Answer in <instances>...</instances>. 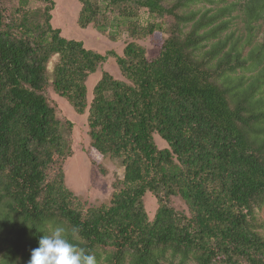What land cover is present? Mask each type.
I'll return each instance as SVG.
<instances>
[{"label": "trees", "instance_id": "1", "mask_svg": "<svg viewBox=\"0 0 264 264\" xmlns=\"http://www.w3.org/2000/svg\"><path fill=\"white\" fill-rule=\"evenodd\" d=\"M3 1L0 264H27L53 223L78 228L81 240L72 242L97 264H264V239L252 224L253 209L264 205V44L250 47L264 0H221L202 10L193 7L216 2L76 0L77 26L110 41L123 32L136 39L166 34L150 59L134 42L119 56L63 38L50 24L52 0L9 16ZM140 10L152 20L141 24ZM234 12L247 33L244 46L224 34ZM109 57L122 79L102 72L87 106L85 81ZM48 85L77 114L87 108L90 164L101 175L94 161L104 157L123 168L107 205L86 206L64 185L71 149L42 94ZM64 125L70 131L72 124ZM153 135L166 148L158 149ZM147 192L157 204L150 220ZM170 197L183 201L187 215Z\"/></svg>", "mask_w": 264, "mask_h": 264}, {"label": "rangeland", "instance_id": "2", "mask_svg": "<svg viewBox=\"0 0 264 264\" xmlns=\"http://www.w3.org/2000/svg\"><path fill=\"white\" fill-rule=\"evenodd\" d=\"M21 0H5L1 7L5 16L11 15L17 8H23L27 11L40 10L42 4L38 0H24L23 5ZM54 8L51 11L50 24L52 28L59 29L60 35L68 40L81 41L83 47L92 50L99 54H105L112 51L116 55H122L123 47L134 42L145 50L146 58H154L159 50V43L166 38V34L155 33L152 37L144 39H136L129 37L125 32L121 33L116 41H110L107 37L97 32L90 25L81 29L76 24L77 15L80 9V4L76 0H52ZM172 0H165L169 3ZM215 4L200 3L193 8L207 9L215 6H220L218 3L221 0H214ZM231 3L234 0H224ZM139 21L144 24L148 20L144 10L139 11ZM236 16L228 30L224 33L226 36L231 35V40L239 39L238 45H243L246 40L247 33L238 18V13L232 14ZM157 21V20H156ZM167 26V21L165 23ZM250 38V47L264 44V21H260L255 25ZM249 50L248 46L243 49V55ZM56 56H53L47 64V73L50 75L53 64L56 61ZM106 72L114 79H122L120 72L114 62V59L109 57L102 65H100L94 73L90 74L85 81L86 88V103L87 106L91 99V90L95 83L99 80L101 73ZM249 75L248 72H237L236 75ZM51 106L55 108L56 117L60 122V133L63 138L69 142L71 156L66 158L62 165L64 176V185L76 197H78L86 206L107 205L112 193V184L122 179L123 168L119 160L104 157L95 160L94 163L99 165L105 175H101L95 166L90 164L89 160V138L87 135V108L83 114H77L71 106L63 99L57 96L51 89L50 85L46 87L42 93ZM69 121L72 126L70 131H67L64 125L65 121ZM153 141L158 149L166 148V144L157 135H153ZM94 159V158H93ZM144 211L150 220L157 208L155 198L150 193H145L142 198ZM169 204L176 211L183 212L187 215V209L183 201L179 197H170ZM253 227L264 239V205L253 209ZM177 260L167 258L162 264H176ZM190 264V263H189Z\"/></svg>", "mask_w": 264, "mask_h": 264}, {"label": "clouds", "instance_id": "3", "mask_svg": "<svg viewBox=\"0 0 264 264\" xmlns=\"http://www.w3.org/2000/svg\"><path fill=\"white\" fill-rule=\"evenodd\" d=\"M41 232L43 234L37 247L31 249L27 264H97L95 255L90 254L86 247L72 242L81 240L78 228L69 229L53 223Z\"/></svg>", "mask_w": 264, "mask_h": 264}]
</instances>
